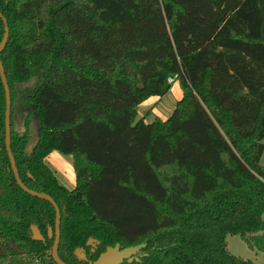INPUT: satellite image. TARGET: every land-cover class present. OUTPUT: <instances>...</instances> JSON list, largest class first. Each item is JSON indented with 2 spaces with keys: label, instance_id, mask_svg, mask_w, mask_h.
Wrapping results in <instances>:
<instances>
[{
  "label": "trees",
  "instance_id": "obj_1",
  "mask_svg": "<svg viewBox=\"0 0 264 264\" xmlns=\"http://www.w3.org/2000/svg\"><path fill=\"white\" fill-rule=\"evenodd\" d=\"M0 14L9 148L20 181L58 206L66 264L115 243L143 244L120 264H255L225 237L264 253V0H0ZM172 75L168 117L135 121ZM53 150L72 156V189L44 161ZM53 236L52 206L12 177L0 82V264H55Z\"/></svg>",
  "mask_w": 264,
  "mask_h": 264
},
{
  "label": "water",
  "instance_id": "obj_2",
  "mask_svg": "<svg viewBox=\"0 0 264 264\" xmlns=\"http://www.w3.org/2000/svg\"><path fill=\"white\" fill-rule=\"evenodd\" d=\"M0 20L2 21L3 24V32L0 38V51H1L7 40L8 28L5 19L1 14H0ZM0 82L2 84V88L4 91V148L9 161L12 177L15 183L17 184V186L23 192H25L30 196L45 200L52 206L54 211V236L50 247V256L55 262V264H66L57 254V246L59 239V218H60L58 206L48 194L31 190L20 181L12 158V154L9 148V108H10L9 91L1 63H0ZM137 87H141V84H137ZM22 115L24 116L25 112H23ZM23 116L20 118L21 126L23 125ZM33 234L35 238H39L38 234L35 231H33ZM142 247L143 244H137L133 246H126L120 248L119 244L115 243L113 246H106L104 250L98 253L93 260L89 261V264H120V262L123 259H126L127 261H131L132 258L137 259L135 253H137L139 249ZM80 255H83V253H80Z\"/></svg>",
  "mask_w": 264,
  "mask_h": 264
},
{
  "label": "crops",
  "instance_id": "obj_3",
  "mask_svg": "<svg viewBox=\"0 0 264 264\" xmlns=\"http://www.w3.org/2000/svg\"><path fill=\"white\" fill-rule=\"evenodd\" d=\"M183 74V71L181 72ZM181 97L179 83L170 87L162 96H150L142 101L136 110L134 120H142L149 123L154 120L163 121L171 113L175 102ZM48 167L53 171L57 181L67 189L75 185L72 156L51 151L44 159Z\"/></svg>",
  "mask_w": 264,
  "mask_h": 264
},
{
  "label": "rangeland",
  "instance_id": "obj_4",
  "mask_svg": "<svg viewBox=\"0 0 264 264\" xmlns=\"http://www.w3.org/2000/svg\"><path fill=\"white\" fill-rule=\"evenodd\" d=\"M182 77L184 78L183 80H185V82H187V84L189 85L190 90L192 91V86L191 84L188 82L186 76L184 75V73L182 74ZM178 81L174 80L171 84L170 87H173L175 84H177ZM18 91L21 92V90ZM30 113L27 115L26 121H27V131L29 133H31L35 128H36V119L35 116L33 114V110H32V106L29 105L28 106ZM16 114V112H14ZM15 118H13V122H14V128L16 127V123H17V117L19 116L14 115ZM21 118V117H20ZM19 124H20V119H19ZM263 146H264V139L262 140ZM259 163L261 165L264 166V149L263 152L260 156L259 159ZM226 240V248L230 253H233L235 255H239L243 258H249L251 259L255 264H264V253L257 251L255 249L249 248L243 241L242 239L237 236V235H226L225 237ZM50 253V251H49Z\"/></svg>",
  "mask_w": 264,
  "mask_h": 264
},
{
  "label": "built area",
  "instance_id": "obj_5",
  "mask_svg": "<svg viewBox=\"0 0 264 264\" xmlns=\"http://www.w3.org/2000/svg\"><path fill=\"white\" fill-rule=\"evenodd\" d=\"M176 79L175 75L166 77V83L171 84Z\"/></svg>",
  "mask_w": 264,
  "mask_h": 264
}]
</instances>
